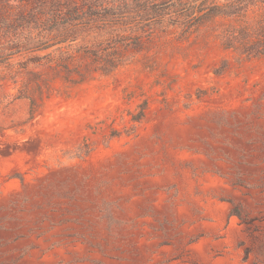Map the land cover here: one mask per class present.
Returning a JSON list of instances; mask_svg holds the SVG:
<instances>
[{
	"label": "rangeland",
	"instance_id": "1",
	"mask_svg": "<svg viewBox=\"0 0 264 264\" xmlns=\"http://www.w3.org/2000/svg\"><path fill=\"white\" fill-rule=\"evenodd\" d=\"M127 2L115 73L0 66V264H264V0Z\"/></svg>",
	"mask_w": 264,
	"mask_h": 264
},
{
	"label": "trees",
	"instance_id": "2",
	"mask_svg": "<svg viewBox=\"0 0 264 264\" xmlns=\"http://www.w3.org/2000/svg\"><path fill=\"white\" fill-rule=\"evenodd\" d=\"M158 0H137L138 17L149 14ZM119 0H0V66L15 56L28 57L38 86L50 75L83 83L93 74L111 75L129 64L126 53L140 52L143 39L119 40L120 24L130 6ZM217 14H224L218 12ZM40 83V84H39Z\"/></svg>",
	"mask_w": 264,
	"mask_h": 264
}]
</instances>
